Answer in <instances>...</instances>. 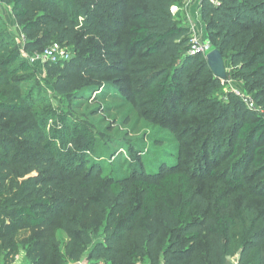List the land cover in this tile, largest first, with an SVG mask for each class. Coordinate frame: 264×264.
<instances>
[{"label":"trees","instance_id":"16d2710c","mask_svg":"<svg viewBox=\"0 0 264 264\" xmlns=\"http://www.w3.org/2000/svg\"><path fill=\"white\" fill-rule=\"evenodd\" d=\"M183 1L0 0L22 35L15 45L0 30V264L84 255L86 264H229L235 252L236 264H264V0H200L211 49L261 113L223 91L204 55L188 53L191 32L170 12ZM54 43L73 54L45 61L42 80L63 103L51 109L23 52ZM112 82L170 150H150L143 163L137 149L138 164L125 167L117 139L71 115L109 96ZM99 133L117 149L97 148ZM81 203L83 217H72ZM56 218L64 254L46 234ZM38 230L15 262L19 234Z\"/></svg>","mask_w":264,"mask_h":264},{"label":"rangeland","instance_id":"374dc122","mask_svg":"<svg viewBox=\"0 0 264 264\" xmlns=\"http://www.w3.org/2000/svg\"><path fill=\"white\" fill-rule=\"evenodd\" d=\"M192 2L193 1L189 2V6L191 4H193V6L196 5L195 9L192 11L194 14H190L189 10L187 12H183V14L182 13L175 14L177 15L176 16L177 21L182 25H185L187 23L188 24L192 23L194 26V30L196 31V35L199 38H201V40H205L209 42L205 33L204 23L200 19V12H199L200 0H195L194 3ZM9 12H10L9 8H6L5 6H3L0 9V30H3L5 32L7 43L18 45V43L20 44L22 40L21 37L22 35L20 34L19 26L17 25V23L13 19V16ZM188 24L186 25L187 27ZM190 32L192 33V30H190ZM61 47L64 48L68 57H70L73 54L71 48L65 46H61ZM23 54L26 55L27 58L31 56V55L28 56L24 52ZM31 63H33L32 66L37 70L36 74H38L37 77L34 74V79L32 80V82L37 90V95L39 94L40 97H43L45 99L43 107L48 106V108L51 109H56L57 107L58 108L63 107V103L60 102V97L56 93H54L52 88L46 85L42 80V77H44V68L46 64L45 60H38ZM224 64H225L226 73L228 75L231 72V68L229 67V62L226 58L224 59ZM221 81L224 84L223 86L224 92L230 91L233 92L234 94L238 93L239 96L244 95L245 97H249L251 99V95L246 93V91L244 90V85L241 80L234 78L231 79V77L229 78L228 76L225 80H221ZM117 84L115 82L111 83V85L109 86L111 87L109 91V96H107L105 99H98L95 102H93L94 100L93 101L86 100L85 102H83V104L78 105V107L77 106L71 107L70 110L72 113L71 115L73 117H76L77 119L89 121L97 132L99 131L100 133L105 135V139L106 137L109 139V141L117 139L120 145L117 152L114 154L121 157L118 160L119 162H122V165L124 166L125 164L123 162L124 160H126L127 164L125 167H127L130 163L131 164L134 163L135 165L138 164L134 159V157L136 156L133 155L135 154L137 149H139V151L141 152L140 155L142 156L143 163L147 161L148 159L147 152L150 150L153 152V149L159 148L164 145H166L167 149L170 150L166 142L161 146L154 144V142L150 139V136L156 133L154 128H152V126L148 125L144 121L136 118L134 111H132V108L130 107V102L129 103L123 102L121 99L122 96L121 97L119 96L121 95L120 91H122V88L124 86L121 84L118 85ZM251 101L253 106L252 107L248 106L249 109L259 113L263 112V109L259 104L255 103L252 99ZM97 106L98 109L96 108ZM95 109H97L95 114L91 116L90 113H92V111H94ZM94 129L89 128L91 133H94L93 132ZM100 133L97 136H95L99 142V145L98 146L96 145L97 148L99 147L105 148V151L107 152L106 155L109 153L110 150L117 149L114 143H108L104 145L105 139L103 140L101 139ZM136 154L139 155V152ZM115 155L113 157H115ZM171 159L173 160V158ZM172 160L166 159L165 160L167 162L166 164L171 163ZM151 168L152 167H150L149 170H154L156 167L153 166V168L152 169ZM83 212H84V205L81 203L80 205L76 206L71 210V216L77 218L80 215H82ZM81 217H83V215ZM242 217H243L242 220L244 221L246 228L250 222L251 214L245 209L243 211ZM59 222L60 220L58 218L53 220L50 226L51 229L46 234L53 235L59 241L61 245L60 251L62 254H64L67 235L62 231ZM43 231L38 230L33 233L21 232L19 234V240H18L19 249H18V253L14 258L15 262H19L27 258L26 254H28V251L32 246V242L34 241V239L39 237ZM234 231L235 233H237L239 229L235 228ZM85 257L86 255H84L78 261L67 260L66 264H86ZM2 259L3 258L0 257V260ZM237 261H238V253L235 252L234 254L230 255L228 263L236 264ZM48 263L53 264L52 261Z\"/></svg>","mask_w":264,"mask_h":264},{"label":"built area","instance_id":"2783aa9c","mask_svg":"<svg viewBox=\"0 0 264 264\" xmlns=\"http://www.w3.org/2000/svg\"><path fill=\"white\" fill-rule=\"evenodd\" d=\"M191 1H193V0H184L183 4L181 6H179L177 4L171 5L170 12L173 15L177 14L178 12L183 10ZM210 1L213 3H216L214 0H210ZM1 8H2V6L0 4V9ZM188 27L190 28V30H192V33H191L190 39H189L188 53H190V54H202L205 56L209 51L212 50L209 42H207L205 40H201V38H199L196 35V31L194 30V26L192 23H189ZM67 58H68V55H67L66 51L64 50V48L59 46L58 44L54 43V44L46 47L41 53H36V54L31 55L29 57V60L31 62H35L38 60H45V61L54 63V62L58 61L59 59H67ZM236 95L239 96L238 93H236ZM239 97L246 103L247 106H249V107L253 106L252 101L249 97H245L244 95H241Z\"/></svg>","mask_w":264,"mask_h":264},{"label":"water","instance_id":"95a60500","mask_svg":"<svg viewBox=\"0 0 264 264\" xmlns=\"http://www.w3.org/2000/svg\"><path fill=\"white\" fill-rule=\"evenodd\" d=\"M205 59L214 77L220 80H225L228 77L223 57L217 49L209 51L205 55Z\"/></svg>","mask_w":264,"mask_h":264},{"label":"crops","instance_id":"0c3cea01","mask_svg":"<svg viewBox=\"0 0 264 264\" xmlns=\"http://www.w3.org/2000/svg\"><path fill=\"white\" fill-rule=\"evenodd\" d=\"M195 2V0H193V2L192 3H194ZM199 4H200V2H199ZM195 7H196V5L195 6H193V4H191L190 6H189V4L183 9V10H181L179 13H177V14H180V13H182L183 14V12H187L188 10H189V13L190 14H194L192 11L195 9ZM199 11V10H198ZM200 12V11H199ZM10 13V12H9ZM188 24V23H187ZM187 24H185V25H187Z\"/></svg>","mask_w":264,"mask_h":264}]
</instances>
